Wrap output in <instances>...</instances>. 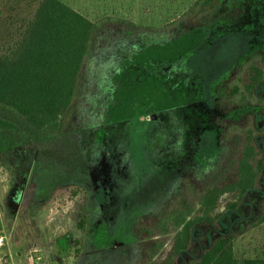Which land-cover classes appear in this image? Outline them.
Returning a JSON list of instances; mask_svg holds the SVG:
<instances>
[{
	"label": "rangeland",
	"instance_id": "rangeland-1",
	"mask_svg": "<svg viewBox=\"0 0 264 264\" xmlns=\"http://www.w3.org/2000/svg\"><path fill=\"white\" fill-rule=\"evenodd\" d=\"M40 1H0V50L20 35ZM62 1L92 20L117 15L142 30L136 40L113 47L97 125L16 145L0 136L6 236L0 264H141L134 237L139 219L161 210L186 171H208L218 161L212 97L232 65L217 61V50L232 39L240 58L264 49V0H243L245 16L232 28L213 26L173 39L161 28L196 0ZM72 189L85 192L84 231L74 219L76 199H56ZM235 255L264 259V225L238 239Z\"/></svg>",
	"mask_w": 264,
	"mask_h": 264
},
{
	"label": "trees",
	"instance_id": "trees-1",
	"mask_svg": "<svg viewBox=\"0 0 264 264\" xmlns=\"http://www.w3.org/2000/svg\"><path fill=\"white\" fill-rule=\"evenodd\" d=\"M245 7L243 0H196L162 34L232 28ZM141 30L117 15L92 20L62 0H41L20 35L0 50V136L16 145L97 125L106 62L118 42L136 40ZM239 54L234 39L217 50V61L232 65L212 97L213 112L207 107L219 132L218 161L208 171H186L161 210L139 219L141 264H264L235 255L238 239L264 225V49ZM65 195L76 199L74 219L84 231L85 192L67 190L56 199ZM226 196L233 200L223 205Z\"/></svg>",
	"mask_w": 264,
	"mask_h": 264
},
{
	"label": "built area",
	"instance_id": "built-area-1",
	"mask_svg": "<svg viewBox=\"0 0 264 264\" xmlns=\"http://www.w3.org/2000/svg\"><path fill=\"white\" fill-rule=\"evenodd\" d=\"M5 244H6V236L4 234L2 226L0 225V250L4 248Z\"/></svg>",
	"mask_w": 264,
	"mask_h": 264
},
{
	"label": "crops",
	"instance_id": "crops-1",
	"mask_svg": "<svg viewBox=\"0 0 264 264\" xmlns=\"http://www.w3.org/2000/svg\"><path fill=\"white\" fill-rule=\"evenodd\" d=\"M194 2H195V1H194ZM192 4H193V3H192ZM188 8H189V7H188ZM188 8H187V9H188ZM187 9H186V10H187ZM186 10H185V11H186ZM185 11H184V12H185Z\"/></svg>",
	"mask_w": 264,
	"mask_h": 264
}]
</instances>
